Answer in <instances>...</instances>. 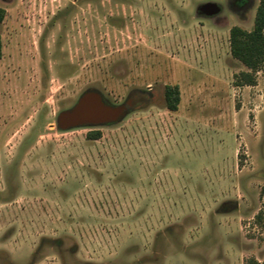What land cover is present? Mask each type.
<instances>
[{
    "label": "rangeland",
    "instance_id": "obj_1",
    "mask_svg": "<svg viewBox=\"0 0 264 264\" xmlns=\"http://www.w3.org/2000/svg\"><path fill=\"white\" fill-rule=\"evenodd\" d=\"M258 3L0 0V264L264 260V68L235 86L230 51ZM88 90L126 114L62 128Z\"/></svg>",
    "mask_w": 264,
    "mask_h": 264
},
{
    "label": "trees",
    "instance_id": "obj_2",
    "mask_svg": "<svg viewBox=\"0 0 264 264\" xmlns=\"http://www.w3.org/2000/svg\"><path fill=\"white\" fill-rule=\"evenodd\" d=\"M6 16V9L0 6V22ZM230 51L234 58L242 62L248 70H242L234 75L235 86L256 85L258 72L264 68V0H259L256 8L254 25L251 30L234 25L230 29ZM2 55V43L0 37V58ZM182 95L179 84H167L165 86V103L169 110L179 108ZM91 139L102 136L100 130H91L87 133ZM256 222L264 227V205L256 214ZM244 264H264L255 257L248 258Z\"/></svg>",
    "mask_w": 264,
    "mask_h": 264
},
{
    "label": "water",
    "instance_id": "obj_3",
    "mask_svg": "<svg viewBox=\"0 0 264 264\" xmlns=\"http://www.w3.org/2000/svg\"><path fill=\"white\" fill-rule=\"evenodd\" d=\"M127 109L125 104L108 103L100 92L88 90L81 95L73 107L60 113L59 123L64 129L80 125L111 123L121 119Z\"/></svg>",
    "mask_w": 264,
    "mask_h": 264
},
{
    "label": "flooded vegetation",
    "instance_id": "obj_4",
    "mask_svg": "<svg viewBox=\"0 0 264 264\" xmlns=\"http://www.w3.org/2000/svg\"><path fill=\"white\" fill-rule=\"evenodd\" d=\"M240 1V4L245 6L247 4H249L250 0H239Z\"/></svg>",
    "mask_w": 264,
    "mask_h": 264
},
{
    "label": "crops",
    "instance_id": "obj_5",
    "mask_svg": "<svg viewBox=\"0 0 264 264\" xmlns=\"http://www.w3.org/2000/svg\"><path fill=\"white\" fill-rule=\"evenodd\" d=\"M260 261H262V260H260Z\"/></svg>",
    "mask_w": 264,
    "mask_h": 264
}]
</instances>
